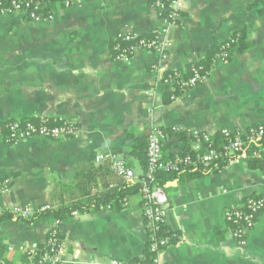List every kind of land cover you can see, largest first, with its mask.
I'll return each instance as SVG.
<instances>
[{
  "label": "crops",
  "instance_id": "1",
  "mask_svg": "<svg viewBox=\"0 0 264 264\" xmlns=\"http://www.w3.org/2000/svg\"><path fill=\"white\" fill-rule=\"evenodd\" d=\"M165 1H80L70 8L58 5L51 20L39 23L19 15L0 17V122L59 118L80 129L75 138L59 142L33 138L8 145L0 137V179L12 181L8 191H0V212L82 203L85 182H93L92 196L106 194L118 179L110 160L95 162L98 155L118 158L139 178L143 170L134 146L148 140L155 127L166 133L164 151L177 155L196 153L198 145L189 135L180 141L167 130H197L218 142L223 130L243 134L264 125L260 0H182L180 22L167 35L166 59L139 52L128 61L114 60L118 34L150 38L163 27L157 3ZM243 32L247 52L234 51L202 84L167 100L175 92L163 80L167 74L182 75L212 48ZM164 191L165 232L173 235L162 252L164 264H264V215L244 241L232 236L234 228L224 218L226 211L264 195V174L252 170L248 160H234L216 175L173 181ZM125 202L119 209L107 205L72 214L59 226L3 222L0 239L8 247L7 259L35 264L31 253L58 227L63 237L58 264L148 261L142 197Z\"/></svg>",
  "mask_w": 264,
  "mask_h": 264
},
{
  "label": "built area",
  "instance_id": "2",
  "mask_svg": "<svg viewBox=\"0 0 264 264\" xmlns=\"http://www.w3.org/2000/svg\"><path fill=\"white\" fill-rule=\"evenodd\" d=\"M80 1L90 0H66L65 8H70ZM264 3V0H260ZM40 1L38 0H0V17L19 15L28 20L39 23L45 19L39 14ZM157 7L162 11L163 27L156 32L153 38H145L136 34L120 33L116 36L113 46V57L116 62L131 60L139 52H152L167 58L170 42L167 35L171 27L179 24L181 19L182 0H166L158 2ZM53 15L47 20H51ZM228 46V45H227ZM232 56V52L221 54L217 62H227ZM166 84H171L173 89L185 92L202 84L205 80L197 70L188 80L181 78V74L173 72L164 77ZM172 100L177 98L171 97ZM4 126L0 129V137L8 145L24 142L33 138H44L54 142L75 138L80 133L79 127L59 118H36L27 121H7L2 122ZM181 131L173 128V132ZM222 135L228 139L226 145L218 148L215 146V139L207 133L197 130H188L187 134L197 143V161H193L189 156L177 157L174 162L164 163L162 157L163 142L166 133L160 128H153L148 137V158L149 169L146 175L147 181H154V174L159 170L166 172L178 171L181 165L206 166L228 159L248 160L247 147L264 139V125L250 128L246 133H233L230 130H223ZM257 157V154L255 155ZM110 160L115 174L126 181L133 182L136 176L126 164L116 157L98 155L95 159L97 164ZM12 181L5 179L0 182V191L9 190ZM144 207V222L149 234V250L151 259L148 261L123 262L112 260L109 264H164L161 256L162 252L169 247L170 237H161L166 229V205L168 197L163 188H151L145 181L140 190ZM126 204V203H125ZM50 210L49 206L38 209L16 207L12 214L17 218L26 219L34 215ZM264 215V195L249 198L245 204L238 209L228 210L224 214L225 222L231 225L234 230L232 236L236 240L244 241L246 236L255 228L257 219ZM56 234V233H55ZM50 244L54 246L57 240L50 239ZM63 254L61 245L53 247L50 256L43 261L45 264H58V257Z\"/></svg>",
  "mask_w": 264,
  "mask_h": 264
},
{
  "label": "trees",
  "instance_id": "3",
  "mask_svg": "<svg viewBox=\"0 0 264 264\" xmlns=\"http://www.w3.org/2000/svg\"><path fill=\"white\" fill-rule=\"evenodd\" d=\"M40 1V11L39 14L43 19L47 20L50 16L53 15L54 10L58 5L61 7H65L66 0H38ZM248 34L236 33L231 39L222 44L221 46L212 48L205 58L198 64H192L188 67L187 72L181 75V78L184 80H188L193 76L195 70L199 72L201 77L208 78L212 69L217 63L218 57L224 52H232L234 51L238 54H243L248 51L250 48V44L248 41ZM154 36L150 37L153 38ZM228 45V46H227ZM231 60V57L227 59L228 62ZM180 91L176 90L173 94L168 96L167 100H170L172 95H179ZM4 126V123L0 122V129ZM167 133L171 136L177 137L180 141L187 140L189 136L184 133H172V130H167ZM228 139L221 136V139L216 142L215 146L221 148L226 145ZM247 155H248V164L250 168L254 171H259L264 174V139L255 144H249L247 147ZM162 161L164 163L174 162L177 157H186L189 156L193 161H197V153H193L189 150L182 152L181 154L171 155L164 151L162 147ZM257 154V157L255 156ZM143 170V174L136 178L135 181L130 182L119 178L116 174L118 181L115 182L117 186L112 188L106 194L101 196H92V185L93 182H85L87 193L84 202L80 203H72L66 204L61 202V204L51 210L45 211L39 214H34L29 218L22 219L15 217L12 212H0V224L6 221H16L20 223H25L27 225H32L34 223L47 222L49 224H53L55 226H59L62 222L67 220L75 213H93L99 211L101 207L109 205L113 208H121L123 204H125L126 199L132 195H137L140 193V190L143 186V183L146 181L151 188L160 187L163 188L166 184L171 183L173 181L178 182H187L194 179H200L203 177H208L212 175H216L221 172L231 161L228 159L220 160L209 167L198 165H181L178 171L166 172L165 170H159L154 174V181H147L146 175L149 169V158H148V140L143 139L141 141H137L134 146V154ZM112 169V168H111ZM83 174L78 176V179H82ZM5 179H0V182H3ZM10 180V179H9ZM164 232L161 237H170L173 239V235L169 232ZM56 233V234H55ZM50 239L57 240V243L52 246L50 244ZM63 237L59 235L58 227H54L48 237V242L44 245H40L37 247L34 253H31L33 258V263L40 264L43 262L46 257L50 256L51 250L53 247L61 245ZM8 247L4 244L3 240L0 239V264H11L8 259Z\"/></svg>",
  "mask_w": 264,
  "mask_h": 264
}]
</instances>
